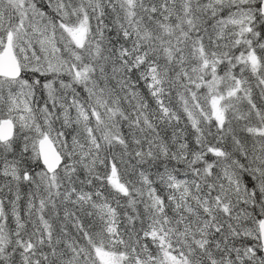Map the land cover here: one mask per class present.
I'll return each mask as SVG.
<instances>
[{"label": "snow or ice", "instance_id": "obj_1", "mask_svg": "<svg viewBox=\"0 0 264 264\" xmlns=\"http://www.w3.org/2000/svg\"><path fill=\"white\" fill-rule=\"evenodd\" d=\"M0 264H264V0H0Z\"/></svg>", "mask_w": 264, "mask_h": 264}]
</instances>
